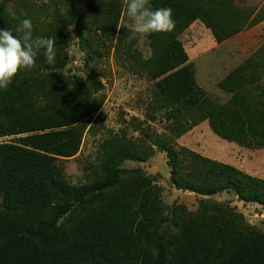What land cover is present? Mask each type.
Here are the masks:
<instances>
[{
  "label": "trees",
  "instance_id": "obj_1",
  "mask_svg": "<svg viewBox=\"0 0 264 264\" xmlns=\"http://www.w3.org/2000/svg\"><path fill=\"white\" fill-rule=\"evenodd\" d=\"M16 1L0 3V29L15 33L19 21L6 11L11 7L21 19H31L34 37H55L56 58L49 65L41 50L33 69L21 70L0 90V138L20 137L0 144V264H264V232L226 204L203 200L195 212L177 207L173 226L165 228L169 219L158 187L119 169L126 160L144 159L133 145L113 147L89 185L68 183L58 161L78 154L88 122L102 105L97 94L103 85L93 77L61 80L70 37L55 28L79 26L80 13L42 20L14 7ZM54 1L70 8L80 0ZM86 2L102 6L103 33L110 40L119 31L121 45L128 37V30L116 26L127 18L123 0ZM150 3L153 9L171 8L175 21L173 31L149 35L148 60L129 55L155 82L152 106L169 121L190 122L188 129L208 122L224 141L264 149V46L219 84L231 95L219 104L198 85L179 40L200 22L221 44L260 23L261 14L239 0ZM156 147L166 154L177 190L207 198L234 194L240 202L264 206L263 179L188 149L177 151L166 140Z\"/></svg>",
  "mask_w": 264,
  "mask_h": 264
},
{
  "label": "rangeland",
  "instance_id": "obj_2",
  "mask_svg": "<svg viewBox=\"0 0 264 264\" xmlns=\"http://www.w3.org/2000/svg\"><path fill=\"white\" fill-rule=\"evenodd\" d=\"M239 2L261 14L259 19L264 18V0ZM13 6L32 12L42 20L69 11L81 14L79 26L62 23L55 28L57 35L61 28V32L70 37L68 64L61 73V80L69 83L71 78H95L103 85L97 94L102 105L88 122L78 154L58 161L69 184L89 185L100 173L97 170L105 155L115 153L113 147L126 150L133 145L144 159L126 160L119 169L137 172L132 174L133 180L147 178L158 187L167 209L165 218L169 219L165 228L173 226L171 219L175 208L184 206L189 212H195L203 200H213L234 208L249 227L264 232L263 205L240 202L237 196L228 193L207 198L179 191L172 185L166 154L156 147L158 140L168 141L177 151L188 149L263 180L264 149L224 141L212 132L208 122L188 129L190 122L169 121L163 111L154 108L155 82L129 56L138 54L148 60L151 56L149 36L142 39L128 31V37L118 45V31L114 38L107 40L101 27L102 6L89 7L86 0L70 8L54 0H18ZM179 40L193 66L198 85L217 103L227 104L231 95L221 91L219 84L264 46V20L221 44L215 42L203 24L196 22ZM91 52L92 59L87 56ZM19 138H0V144L16 143Z\"/></svg>",
  "mask_w": 264,
  "mask_h": 264
},
{
  "label": "clouds",
  "instance_id": "obj_3",
  "mask_svg": "<svg viewBox=\"0 0 264 264\" xmlns=\"http://www.w3.org/2000/svg\"><path fill=\"white\" fill-rule=\"evenodd\" d=\"M123 6L127 18L116 25L118 30L126 29L143 39L154 33L171 32L175 27L171 8L153 9L150 0H123ZM6 11L19 23L15 33L8 28L0 29V90L5 91L21 70L35 67L41 50L49 65L56 58L55 37H34L31 19H21L11 7Z\"/></svg>",
  "mask_w": 264,
  "mask_h": 264
}]
</instances>
